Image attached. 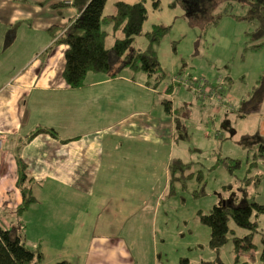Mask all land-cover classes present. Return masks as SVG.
<instances>
[{
    "label": "rangeland",
    "instance_id": "1",
    "mask_svg": "<svg viewBox=\"0 0 264 264\" xmlns=\"http://www.w3.org/2000/svg\"><path fill=\"white\" fill-rule=\"evenodd\" d=\"M115 1L107 0L103 13H110ZM144 5L147 18L134 37L132 47L144 50L150 41L146 32L154 25L166 27L160 39L152 44L160 63L157 75L147 76L140 70L133 73L122 59V64L117 67V77L108 83L72 90V98L81 107L76 110L79 121L67 134L64 124L62 131L57 129L56 132L61 137L81 134L77 138L79 147L77 143L72 144L77 147V160L84 162L85 168L90 165L88 173H96L100 180L114 176L117 159L127 158L133 164L132 153L141 152L144 148L151 151V157L158 156L160 174L167 162L169 148L167 143L155 142V138L157 135L166 137V134L153 133L148 136L149 140L145 134H139L138 129L148 122L161 123L160 117L167 116L163 98H168L172 115L180 122L178 140L175 137L179 150H175V155L188 156L189 161L184 162L188 167L183 174H178L179 178L172 185L169 182L167 196L162 199L168 206L165 225L172 231L162 235L165 230L152 229L148 221L144 224L147 228L143 230L128 228L129 222H125L127 227L119 232L127 242H131L123 246L126 253L134 254V264H150L152 257L156 256L154 252L160 253L159 264L173 261L180 264L183 257L188 259V264H258L261 237L264 235V210L257 215L256 230L241 228L230 219L233 233H229L228 240L218 249L211 247L209 227L200 221L197 213L208 212L220 200L234 199L235 203L236 200L242 203L253 199L264 207V99L259 112L247 118L236 115L241 101L248 97L259 73L264 70V30H256V21L247 18L251 6L248 0H159L157 8L153 7L152 0H145ZM102 28L106 32L105 45L110 47L120 32L113 30L110 23L103 24ZM256 45L260 46L254 47ZM107 73L89 71L84 83L91 74L109 76ZM169 84L173 88L170 92L165 89ZM92 96L103 97L99 100L100 108L103 103L107 105L95 115L96 122L89 128L91 119L86 108L92 102ZM227 115L230 119L225 118ZM228 124L235 130L233 135L225 128ZM118 139L123 141L120 150L113 148ZM40 149L45 151L42 147ZM68 150L61 149V153L68 154L65 152ZM48 152L57 154L55 150ZM225 152L236 157L235 161H230L232 173L223 163ZM68 157L69 154L62 157L60 163L69 170L72 164L66 160ZM113 159L108 165V160ZM101 163L106 166V171ZM122 175L128 181L123 187L128 190L131 177L125 170ZM46 176L50 181L45 183V191L55 185L54 174L47 173ZM78 177L76 189L83 197L77 199L79 205L87 206L90 202L88 194L101 192L103 182L90 188L85 172L79 173ZM247 178L252 181L246 187V198H241L243 194L238 187ZM112 179L113 183L117 180L121 183L120 176ZM158 185L160 189L162 184ZM0 188L13 191L7 178L0 180ZM6 199L0 193V201ZM110 205H115L114 200ZM57 208L59 210L61 206ZM176 209H179L175 214L177 217L174 216ZM35 210H31L33 221L37 219ZM62 215L66 216V213L63 211ZM40 231L43 236H49L48 231L39 230L35 225L23 228L27 246H39L41 250L48 247V238H41ZM55 231H61L69 243L71 240H84L83 230L76 231L72 237L66 236L65 229ZM134 233H139L137 238L130 236ZM161 236L167 237L166 248L162 246ZM234 236L243 240L238 252L235 251ZM61 247V244L55 246ZM50 253L51 257L55 255L53 250ZM64 255L71 257L73 254L69 251Z\"/></svg>",
    "mask_w": 264,
    "mask_h": 264
},
{
    "label": "crops",
    "instance_id": "2",
    "mask_svg": "<svg viewBox=\"0 0 264 264\" xmlns=\"http://www.w3.org/2000/svg\"><path fill=\"white\" fill-rule=\"evenodd\" d=\"M115 12L114 5L110 13L103 15L109 16ZM76 15L75 8L66 2L61 3V0H0V136L3 137L0 148V180L7 178L13 187V191L0 188L2 197H7L5 201H0V226L8 228L14 224H21L23 228H29L35 225L39 230L48 231V237L39 232L41 238H48L46 239L48 247H42L41 264H52L61 259L69 260L71 264H134V254H127L123 247L131 242H127L119 231L127 227L125 222H129L128 228L146 229L147 224H144L148 221L152 229L165 230L162 235L171 234L172 228L167 230L165 225L168 206L165 205V200H162L167 196L169 185L168 160L170 162L174 157L189 162L188 156L175 155V150L178 151L179 147L175 142V118L171 105V113L164 110L167 116L160 117L159 125L153 121L138 129L139 134H145V138L158 132L166 134V137L157 135L155 138V142L167 143L169 148L167 162L160 170V174L158 156L155 154L151 157V151L147 148L132 153L133 164L126 157L116 160L114 176H120L121 183H118V180L113 183L114 176L110 175L105 180H100L96 173H88L90 165L85 168L84 162L77 160L76 149L79 147L77 138L81 137V134L61 137L56 130L61 132L63 124L65 134L75 128L79 121L76 110L81 107L76 105L71 96L74 88L69 87L63 77L67 45L56 42L49 30L51 26H58L60 29L68 25ZM121 61L122 58L113 61L114 75H110L109 72L107 73L109 76L91 74L85 85L79 87L80 90L106 84L117 77V67L122 64ZM92 97V102L86 108L87 116L91 119L89 128L96 122L95 115L103 111L107 105L103 103L100 108L99 100L103 97ZM228 108L233 110L232 107ZM260 108L261 104L256 112L245 115L238 109L236 115L247 118L250 114L259 112ZM225 118L230 119V116L227 115ZM228 125L225 127L226 130L233 135L235 130ZM38 128H51L54 134L43 131L32 135ZM73 143H77L76 148L72 146ZM122 145L123 141L118 139L113 148L120 150ZM41 147L45 151L41 150ZM66 148L69 149L65 151L69 154L66 160L72 164L69 170L60 163L62 157L68 156L64 152L61 153V149ZM48 150L51 152L55 150L57 154H51ZM224 156L236 158L230 152H225ZM18 158L26 163L25 172L27 178L31 179L32 192L36 198L23 213L17 211L21 202V194L16 185ZM113 161L114 159L108 160L107 164L111 165ZM131 165L135 167L131 168ZM101 166L106 171V166L102 163ZM124 170L131 177L128 190L123 187L128 182L122 175ZM83 172L87 176L90 188H93V185H101V182L104 186L101 192L88 194L90 202L87 206L79 205L80 201L77 199L83 197L76 189L78 175ZM47 173L54 174L55 185L54 188L45 191L44 185L50 181ZM158 183L162 184L160 189ZM121 187L123 188L119 193ZM110 199L114 200V206L110 205ZM58 205L61 206L59 210ZM33 209H36L37 214L34 221L31 214ZM178 210H175L174 216ZM63 211L66 216L62 215ZM180 212H183L182 209ZM60 229H65L68 237H72L76 231L83 230L84 240L80 242L71 240L69 243L62 237L61 231H55ZM138 235L139 233H134L130 236L137 238ZM162 237V246L166 248L167 237ZM56 243L62 247L55 248ZM156 243L159 244V241ZM51 250L55 253L52 257ZM69 251L73 254L71 257L64 255ZM154 254L156 256L152 257L150 264H159L160 253ZM167 264L175 263L173 261Z\"/></svg>",
    "mask_w": 264,
    "mask_h": 264
},
{
    "label": "trees",
    "instance_id": "3",
    "mask_svg": "<svg viewBox=\"0 0 264 264\" xmlns=\"http://www.w3.org/2000/svg\"><path fill=\"white\" fill-rule=\"evenodd\" d=\"M251 3L247 18L256 21V30H264V0H248ZM68 3L75 8L77 15L71 19V22L61 27L51 26L50 32L56 42L67 45L64 58L65 65L63 77L67 85L71 88H79L85 85L84 79L89 71L112 73L113 61L118 58L124 60L133 73L144 71L147 76H154L160 69V63L157 58V52L152 44L157 42L164 29L159 25H154L150 31L146 32L149 44L144 50H135L132 47L134 37L141 31L143 22L147 18V9L144 5L145 0L129 2L126 0H117L114 5L116 12L113 15H103V9L107 0H61V3ZM154 8L159 6V0H152ZM105 23H110L113 30H119L120 36L114 40L111 47L105 45L106 32L102 28ZM256 45L254 47H258ZM157 75V74H156ZM157 79V78H156ZM156 81V80H155ZM167 91L172 90V86L166 87ZM264 98V70L257 77L255 85L249 91L246 99L241 101L239 112L243 115L256 112ZM165 111L171 113V103L168 98H163ZM178 119L175 117V137L178 140ZM49 131L51 128H38L32 135ZM236 158L224 156L223 163L229 169L230 161ZM17 180L16 185L21 194V202L17 207L18 213H23L28 205L36 198L32 193L30 181L25 172L26 163L20 158L17 160ZM188 167L178 158L171 160L169 164V182L179 178ZM238 187L243 194L241 198H246V187L251 183V178L245 179ZM232 186H228L231 188ZM237 203L233 200L222 201L214 204L208 212L199 211L197 213L200 221L207 225L210 230V245L218 249L228 240L230 230L229 220L249 230L257 229V215L264 210L263 204L251 199ZM235 251L238 252L243 241L239 237H233ZM245 240V239H244ZM43 252L39 246L31 248L25 243V235L21 224H14L11 227L4 228L0 226V264H41ZM53 264H71L69 260L61 259ZM180 264H188L187 258H181ZM264 264V235L261 237V250L259 253V263Z\"/></svg>",
    "mask_w": 264,
    "mask_h": 264
},
{
    "label": "built area",
    "instance_id": "4",
    "mask_svg": "<svg viewBox=\"0 0 264 264\" xmlns=\"http://www.w3.org/2000/svg\"><path fill=\"white\" fill-rule=\"evenodd\" d=\"M2 144H3V137L0 136V148L2 147Z\"/></svg>",
    "mask_w": 264,
    "mask_h": 264
}]
</instances>
